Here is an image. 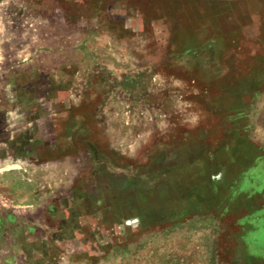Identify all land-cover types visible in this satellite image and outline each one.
Here are the masks:
<instances>
[{
    "label": "rangeland",
    "instance_id": "374dc122",
    "mask_svg": "<svg viewBox=\"0 0 264 264\" xmlns=\"http://www.w3.org/2000/svg\"><path fill=\"white\" fill-rule=\"evenodd\" d=\"M0 264H264V0H0Z\"/></svg>",
    "mask_w": 264,
    "mask_h": 264
}]
</instances>
